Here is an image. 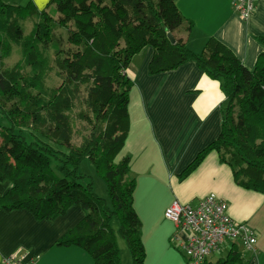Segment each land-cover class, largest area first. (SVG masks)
<instances>
[{"label": "trees", "instance_id": "16d2710c", "mask_svg": "<svg viewBox=\"0 0 264 264\" xmlns=\"http://www.w3.org/2000/svg\"><path fill=\"white\" fill-rule=\"evenodd\" d=\"M33 16L34 27L25 34L23 23ZM59 27L67 29L65 38L56 35ZM191 28L176 0H50L42 11L33 3L0 0V181L12 185L0 209L55 221L81 206L85 218L57 246L77 247L94 264H120L121 237L132 264H147L134 208L136 181L129 178L132 160L115 162L130 130L133 83L126 73L145 47L154 49L148 74L193 62L221 83L226 97L220 136L182 177L214 152L234 183L264 195V51L247 70L215 39L201 53L191 51L179 37ZM259 41L264 47V37ZM13 44L20 45L21 59L8 67L4 59ZM53 70L59 80L51 87L47 76ZM86 160L104 181L106 199L80 173ZM242 256L233 246L214 264H247Z\"/></svg>", "mask_w": 264, "mask_h": 264}, {"label": "crops", "instance_id": "0c3cea01", "mask_svg": "<svg viewBox=\"0 0 264 264\" xmlns=\"http://www.w3.org/2000/svg\"><path fill=\"white\" fill-rule=\"evenodd\" d=\"M3 1L11 6H25L30 1L42 11L50 0ZM234 2L235 0H176L178 10L192 23L191 31H183L179 37L195 53H201L206 43L215 39L231 50L247 70L252 71L258 56L264 51L259 41L264 37V0H256L255 10L247 21L241 20L233 8ZM153 55V48H143L133 58L127 70L126 74L133 83L131 93L135 94L137 113L134 119L130 112V99L128 112L131 127L125 148L120 154V159L132 160L129 178L137 183L139 176L134 168L141 160L145 165L157 161L164 171L163 177L156 180L163 184L167 197L160 199V196L151 193L144 198L145 216L150 215L153 224L147 238L144 232L141 235L147 251V264L158 261L162 263L160 255L163 252H174L170 248V242L175 245L174 238L180 232L165 218V209L175 201L183 202L179 187L185 181H191L193 197L202 200L207 195L215 194L227 203L228 215L232 220L247 225L255 233L257 243L254 251H248L237 243L230 242L228 245L227 242L225 245L229 246V252L236 246L247 264H264V195L243 189L234 183L232 171L221 163L214 152L204 158L203 163L189 176L182 177L197 156L221 134L222 108L226 101L221 83L210 79L193 62L175 71L150 75L149 64ZM140 126L144 127L145 135L150 138L148 144L154 148L152 156L144 155V148L148 144L143 140L136 144L140 145L139 148L131 144L135 131ZM140 173L149 175L150 170L143 168ZM143 183L150 185L149 190L152 188V192L154 180L145 179ZM175 183L179 185L178 193L174 189ZM11 187L10 182L0 181V199ZM135 208L137 209L136 206ZM85 213L81 206H74L65 216L55 221H38L27 210L7 212L0 209V264L5 257L17 252L28 258L39 257L37 264H94L77 247L57 246L59 239L85 218ZM150 245L152 253L148 249ZM223 247L211 254L206 263L214 264L226 258L229 252L226 257L217 258L224 251ZM181 259L179 257L174 260L177 264H187Z\"/></svg>", "mask_w": 264, "mask_h": 264}, {"label": "built area", "instance_id": "2783aa9c", "mask_svg": "<svg viewBox=\"0 0 264 264\" xmlns=\"http://www.w3.org/2000/svg\"><path fill=\"white\" fill-rule=\"evenodd\" d=\"M255 2L235 0L233 8L241 20L247 21L255 10ZM227 207L225 201L211 194L195 207L175 201L165 209V218L180 232L174 240L188 264H204L227 242L237 243L248 251L255 250V233L247 225L232 220ZM18 253L5 257L2 264H37L39 261V257L28 258Z\"/></svg>", "mask_w": 264, "mask_h": 264}, {"label": "rangeland", "instance_id": "374dc122", "mask_svg": "<svg viewBox=\"0 0 264 264\" xmlns=\"http://www.w3.org/2000/svg\"><path fill=\"white\" fill-rule=\"evenodd\" d=\"M30 1H27V4H29ZM26 4V5H27ZM25 5V6H26ZM41 11V10H39ZM37 18H35V16H33L32 18L30 19H27L24 23H23V29L25 30V34H29L32 30V27H34V24L36 22ZM72 25V24H71ZM69 26L71 28H73L72 26ZM56 35H61V36H65L67 35V29H64V27H59L58 30L55 31ZM65 38V37H64ZM21 47L20 45H16V44H13L12 45V51L11 53H9L10 55L8 57H6L4 59V64L5 66H12L14 64H16L18 61H20L21 59ZM48 53H52V50L48 51ZM56 70H53L52 72H50L49 76H47L48 78V81H47V85L48 86H51L53 87L57 81L59 80L58 77L56 76ZM130 99H131V107H130V112L133 114V118L135 119V114L137 113L136 112V108H135V94L134 93H130ZM137 117H138V114H137ZM129 119H130V113H129ZM130 124V127H131V122L129 123ZM130 131V130H129ZM139 140H143L144 142H146L148 144V141L150 140V138H147V136L145 135V132H144V127L143 126H140L139 128L136 129L135 131V136H133V139L131 141V144H133L134 146H136V144H138V141ZM136 147H140V145H137ZM144 151H146L144 155H148V156H152L153 155V151H154V148H152L151 145H146V147L144 148ZM139 153V152H138ZM152 158V157H151ZM153 160V159H151ZM150 160V161H151ZM118 161H121L120 159V155L117 157L116 161L115 162H118ZM143 161L141 160L139 163L135 164V173L139 176V180H138V183L136 182V189H135V193H134V208L135 206L137 207V209L135 208V212L137 210V215L139 216L141 222L145 224V228H144V224H142V232H144V236H146L147 238V235H150V228L153 226V224H151V221H150V215L148 216H145V208H144V205H145V202H146V196L147 195H150L151 193L153 195H158L160 196V199H165L166 196V192L163 188V184L159 181L156 180L157 179H161V177H163V170H162V167L161 165L157 162V161H151L150 163L148 164H143L142 163ZM143 168H146V170H150V173L149 175L148 174H142L140 173L142 171ZM133 170V171H134ZM80 173L85 175L87 178H89V180L92 181L93 185H94V189H95V192L96 194L104 199L107 198V190H106V185L104 183V181L99 178L98 176H96V172L94 170V167L92 165V163H90V161L86 160L84 161V163H82V166L80 168ZM140 173V174H139ZM148 175V177H146ZM145 179H153L154 180V185H153V190L151 192V189L149 190V187L150 185H147V184H144L143 181ZM191 182V181H190ZM190 182H183L181 183L182 186L179 187V185H177L176 183L174 184V189H175V192L178 193V187L180 188V192L183 194L181 197H182V201L181 204L183 205H189V206H192V207H195L197 205V203L201 200L200 199H197L195 197H193L194 193H193V189L190 187L191 184ZM208 196V195H207ZM136 200V202H135ZM170 223V221H168ZM117 223L116 222H113V228L115 230H117L118 226L116 225ZM144 242V241H143ZM230 242H228V245H229ZM117 244H118V250H119V255H120V264H132V258H131V255H130V251H129V248L127 246V243L124 241V239H122L121 237H118L117 238ZM145 245V244H144ZM170 248L174 251V252H163L160 256H161V262H155L154 264H177L176 263V260L174 259H179V257H181L185 263L186 260H185V257H184V254L178 249L176 248V244L172 245V243L170 242ZM146 248V247H145ZM151 248V245L149 246V251H151L152 253V250L150 249ZM225 248V249H224ZM224 251L222 252V254H218V257L217 258H221V257H226V255L228 254L229 252V246H226L223 247ZM147 253V251H146ZM147 263V261H146ZM188 264V263H187Z\"/></svg>", "mask_w": 264, "mask_h": 264}, {"label": "water", "instance_id": "95a60500", "mask_svg": "<svg viewBox=\"0 0 264 264\" xmlns=\"http://www.w3.org/2000/svg\"><path fill=\"white\" fill-rule=\"evenodd\" d=\"M168 39L170 40V42H171L172 45H175L176 44L175 39H174V37L172 35H169L168 34Z\"/></svg>", "mask_w": 264, "mask_h": 264}]
</instances>
